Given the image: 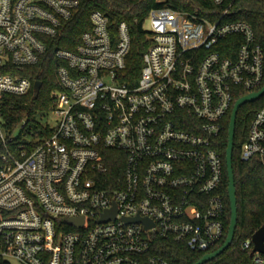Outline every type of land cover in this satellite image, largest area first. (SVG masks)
Wrapping results in <instances>:
<instances>
[{"label":"built area","instance_id":"built-area-1","mask_svg":"<svg viewBox=\"0 0 264 264\" xmlns=\"http://www.w3.org/2000/svg\"><path fill=\"white\" fill-rule=\"evenodd\" d=\"M82 1L0 0V264H172L153 252L158 239L207 253L225 227L213 143L234 98L260 89L264 48L231 1L201 0L204 15L151 8L130 84L127 23L112 37L107 15L92 10L74 48L54 50L50 132L22 137L6 124L4 95L34 91L24 69ZM253 157H264V104L240 148L241 160ZM242 248L264 263L251 237Z\"/></svg>","mask_w":264,"mask_h":264},{"label":"trees","instance_id":"trees-1","mask_svg":"<svg viewBox=\"0 0 264 264\" xmlns=\"http://www.w3.org/2000/svg\"><path fill=\"white\" fill-rule=\"evenodd\" d=\"M232 2L233 18L242 19L250 23L256 33L257 40L264 48V0H227ZM209 1L201 0H84L72 12L69 19L63 21L57 36L45 39L47 48L39 61L24 69L32 81L40 80L38 93L30 91L24 96L13 94L4 95L1 108L9 130L13 131L24 121L20 133H49L35 118L38 110L46 111L50 103V94L59 88L56 78V68L62 63L54 56L56 48L72 49L79 41V36L90 27L89 14L92 10H99L108 17V28L112 37H116L117 26L125 20L130 33V49L125 57L124 79L134 84L142 67V55L149 45L142 23L151 8L171 7L181 10L197 11L206 14ZM264 85V76L262 84ZM240 96H236L234 101ZM264 104L263 95L255 100L241 105L236 114L232 169L236 190L237 224L231 244L219 255L202 264H257L251 251L243 249V242L264 225V165L259 157L248 161L240 159V148L246 139L247 130L254 112ZM230 112L224 118L223 129L214 140L213 147L220 153L222 160V182L219 191L224 204V233L220 241L211 247V252L220 247L226 238L230 220V203L228 198V178L225 164V150L228 142V124ZM153 252L172 261V264H193L204 253L191 251L184 245L172 239H158ZM264 264V263H263Z\"/></svg>","mask_w":264,"mask_h":264},{"label":"water","instance_id":"water-1","mask_svg":"<svg viewBox=\"0 0 264 264\" xmlns=\"http://www.w3.org/2000/svg\"><path fill=\"white\" fill-rule=\"evenodd\" d=\"M41 87V81L36 80L33 82V90L38 93ZM264 93V85L259 90L255 92H251L249 94H246L239 99H237L233 105L229 124H228V142L226 145L225 150V164H226V170H227V178H228V198L230 203V220L228 225V231L226 238L224 240V243L218 247L217 249L204 253L197 261H195L193 264H202L209 259L214 258L215 256L219 255L221 252H223L232 242L234 237V232L236 229L237 224V205H236V190H235V183H234V174L232 169V150H233V140H234V130H235V121H236V114L241 105H243L246 102L255 100L260 98ZM264 162V157L263 161ZM115 213V209H112L108 211V213L102 218L106 219L108 216H112ZM139 217L133 218V220H137ZM71 222L78 221V219L75 218H69ZM82 220V219H81ZM146 221L145 219H143ZM251 240L253 243V252H259L261 254H264V225H262L259 229H257L251 236Z\"/></svg>","mask_w":264,"mask_h":264},{"label":"rangeland","instance_id":"rangeland-1","mask_svg":"<svg viewBox=\"0 0 264 264\" xmlns=\"http://www.w3.org/2000/svg\"><path fill=\"white\" fill-rule=\"evenodd\" d=\"M142 26H143V28L145 29V30H149L150 29V20H149V17H146V19L143 21V23H142ZM43 114H45V111H42V110H38L37 112H36V114H35V118L37 119V120H39L40 122H44V118H43ZM45 118H46V121H47V123H48V125L50 126V127H53V126H55L56 125V118L54 117V116H49V117H47L46 115H45ZM20 131V126L17 128V132H19ZM24 133L21 135L22 137H24ZM26 137H28L29 138V136H26ZM10 262H11V264H22V263H20V262H18V261H16V260H14V259H10Z\"/></svg>","mask_w":264,"mask_h":264}]
</instances>
